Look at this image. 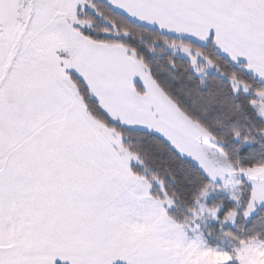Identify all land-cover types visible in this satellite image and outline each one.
I'll return each instance as SVG.
<instances>
[{
	"label": "snow or ice",
	"instance_id": "snow-or-ice-1",
	"mask_svg": "<svg viewBox=\"0 0 264 264\" xmlns=\"http://www.w3.org/2000/svg\"><path fill=\"white\" fill-rule=\"evenodd\" d=\"M109 3L133 21L200 49L183 51H191L186 71L202 101L194 111L206 122L211 118L212 134L192 144L178 137L170 105L142 72L127 82L134 108L115 114L101 103L90 77L101 88L117 82L110 69L95 66L103 52L93 51L85 39L91 23L83 21L96 13L95 0H0V264H191L189 253L198 245L168 220L174 202L164 182L154 180L159 201L143 211L131 203L136 197L129 186L140 182L134 169L143 164L124 147L126 127L160 137L215 185L221 177L210 175L184 148L219 157L222 171L244 182L238 199L226 198L240 205L226 219L234 213L248 219L264 204V191H257L264 183L253 179L264 167V148L259 159L246 155L254 148L253 130L233 121V106L239 104L260 121L255 131L264 136V115L252 102L264 97V0H137L122 8ZM137 12L150 15L145 19ZM208 47L243 75L220 71L204 55ZM201 64L216 68L222 83L210 87ZM73 81L79 82L83 108ZM101 117L106 123H99ZM151 188L152 182L146 194ZM256 248L264 242L254 239L244 251Z\"/></svg>",
	"mask_w": 264,
	"mask_h": 264
},
{
	"label": "trees",
	"instance_id": "trees-1",
	"mask_svg": "<svg viewBox=\"0 0 264 264\" xmlns=\"http://www.w3.org/2000/svg\"><path fill=\"white\" fill-rule=\"evenodd\" d=\"M95 3L98 6L96 13L86 14L85 20L92 23L91 35L86 37L107 44H120L132 51L136 58L144 63L152 78L176 106L191 121L211 135L209 129L211 118H208L206 122L194 111V108L202 107V101L198 95L197 82L186 71L189 59L174 52L169 46H187L196 52L200 49L191 41L164 34L155 28L146 27L131 20L115 10L105 0H95ZM204 55L213 63L218 62L220 71L238 76L243 75V73H234L231 65L215 56L210 47L204 49ZM215 73L216 68L203 76L204 80L211 82L210 87L222 83L216 79ZM237 82L244 83L243 80H237ZM73 83L77 86L79 82L73 81ZM140 92L143 93V90ZM252 102L256 113L260 114L256 106L258 98L253 99ZM250 112L251 110L245 111L239 104L234 105L233 121L253 130L254 148L246 155L255 153L259 159L260 151L264 148V136L255 131L256 127L261 126L260 121ZM99 122L106 123L102 117ZM108 126L111 127V125ZM121 131L125 137L124 147L142 161L143 167L136 166L135 172L148 183L152 182L151 195L156 199H161L159 185L154 183L155 178L159 177L167 188V198L174 202V206L168 213L169 217L179 224H187L195 213L197 202L203 193L215 187V184L204 181L191 162L177 156L160 137L150 135L142 129L126 127ZM240 188L241 191L244 188L242 180ZM226 198L229 197L221 193L207 202L209 207L221 205L225 209L220 213L221 219L226 217L229 209L240 208L239 204H228ZM220 236L228 243L250 242L254 239L264 241V206L259 207L256 213L248 219H244L242 214H237L236 224L225 226Z\"/></svg>",
	"mask_w": 264,
	"mask_h": 264
},
{
	"label": "rangeland",
	"instance_id": "rangeland-1",
	"mask_svg": "<svg viewBox=\"0 0 264 264\" xmlns=\"http://www.w3.org/2000/svg\"><path fill=\"white\" fill-rule=\"evenodd\" d=\"M83 22L87 23L89 21L84 20ZM91 27H92V23H91ZM85 39L91 41L88 37H85ZM76 46H79L78 42ZM185 47L187 46H182V45L169 46V48L173 50L174 52L180 53L182 56L188 58V56L191 55V51L193 50L187 47L191 51L188 54H185V52L183 51ZM194 59L195 57H193V60ZM67 60L69 62V65L71 66L72 59L70 58V52L67 56ZM95 66L106 67L110 69L111 75L117 82L116 86L114 87L101 88L99 86L98 81L93 80L92 85L94 87V90L99 93L101 103L115 114H121L122 112H125V111H128L134 108L135 107L134 98L128 94V89H127V82L129 81L130 77H128L126 74L121 75V73L116 70L117 68H115V66H119L118 57L116 55H111V54H109L108 56L100 55L98 56V58H96ZM200 68H201L202 77L215 70L214 67L207 66L206 64H201ZM75 97L77 96L75 95ZM256 106L260 113V109L264 107V97L258 98V102L256 103ZM260 114L264 115V113H260ZM183 117H184L183 120H180L178 117H176L171 123L178 137L182 138L184 142H186L187 144H192V142L198 139L200 135H210L207 131L202 129L198 124L191 121L186 115L183 114ZM184 150L187 152H191V154L195 156L196 159L197 157H199L200 152L198 149L194 147H185ZM218 171H216V173ZM218 175L221 176V184L215 185V187H212L211 189L203 193L202 197L197 202L195 213L193 214L191 220L187 223V225L191 227L193 231L201 232V236L206 240V244H207L206 250L208 252L207 259L209 261L211 260L212 256H214L215 254H218V251L219 252L222 251V250H217L216 246L224 248L223 252L225 251L228 255H232V253L234 252L233 251L234 247L231 245V243H228L223 238H221L220 235H221V231L224 229L225 226H228V225L234 226L236 224V219H237V214L235 213L232 217H229L227 219L225 217L224 219H221L220 217L221 212L219 214H217V212H218V209L222 208V206L216 205L213 207H209L207 205L209 197L210 196L214 197L215 195L223 193L227 195L229 198L238 199L240 192H241L240 190L241 189L240 188L241 179L238 176L229 177L226 171L224 172L219 171L217 176ZM253 179H260L261 182L264 183V169H262V167L261 169H257L255 171L253 175ZM225 181H230V182L225 185ZM140 182H147V181L144 180L143 178H140ZM257 191H264V189L258 188ZM167 199L169 202H172L171 199L169 198ZM263 206L264 204H261L258 206V208L263 207ZM255 213H253L251 216H253ZM226 257L227 255L224 254V258H223L224 261Z\"/></svg>",
	"mask_w": 264,
	"mask_h": 264
},
{
	"label": "crops",
	"instance_id": "crops-1",
	"mask_svg": "<svg viewBox=\"0 0 264 264\" xmlns=\"http://www.w3.org/2000/svg\"><path fill=\"white\" fill-rule=\"evenodd\" d=\"M105 1L110 5L109 0H105ZM135 2H137V0H111V4L117 5L121 8ZM113 8L129 18L128 15H126L123 11L119 10L117 7H113ZM135 14L141 15L145 19H147L148 15H150L149 13H139V12ZM150 28H155L159 30L156 27H150ZM162 33L181 38L180 36L174 35L172 33H168V32H162ZM90 40L91 41L89 40L88 41L91 45H93V49H92L93 51H102L103 52L102 56L104 55L108 56L109 54H111V55H116L118 57L119 66H115V68H117L116 70L119 71L121 75L126 74L128 77L131 78L132 76L139 75L142 72L146 77H150L149 85L153 89V91L158 92L160 95L166 98L168 104L170 105V110L174 113L176 117H178L180 120L184 119L183 117L184 113L164 93V91L159 87V85L150 75L148 68L144 65L142 61L136 58L135 54L132 51H130L129 49H127L126 47L120 44H107L92 39ZM70 58L72 59L71 52H70ZM93 80L95 81V79H92L90 77L91 84H93ZM72 89L75 95L77 96L76 97L77 102L80 103L81 108H83V101L80 100L79 93L76 91V86L73 82H72ZM141 94L143 93L141 92ZM135 129H140V128H135ZM197 160L202 166L205 167V170L208 171L210 175L214 174L217 176L218 172L222 171L223 169V164L219 157H214V156L204 157L202 153H199V157H197ZM258 169H261V167ZM262 169H264V167H262ZM216 171L218 172L216 173ZM148 186H149L148 182H139L137 184H133L129 186L130 190L133 191L134 196L136 197L131 201V203L134 209H136L137 211H143L146 207L150 206L152 202L159 201V199L154 198L151 195V193L146 194ZM168 220L172 225H175L178 228H182L188 240L198 245V247L193 250L194 255L193 253H189V256L191 257V264H226L230 261H237L239 263V259H243L244 264H264V248H256L253 249L251 253H249L247 251H244V249L247 247L248 244L246 242H240V243L229 242L234 247L233 253H235V256H233V253L232 255H228L225 251L223 252L224 248L216 246L217 250H222V251L221 252L218 251V254L212 256L211 260L209 261L207 259L208 252L206 250L207 248L206 240L201 236V232L193 231L191 227H189L187 224H179L175 222L169 217V215H168ZM258 241L264 242L261 240ZM224 254L227 255L225 261L223 259Z\"/></svg>",
	"mask_w": 264,
	"mask_h": 264
}]
</instances>
